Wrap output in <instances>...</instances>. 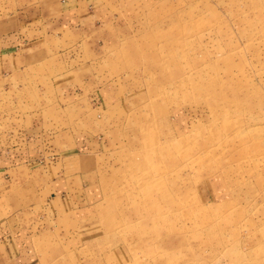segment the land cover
I'll list each match as a JSON object with an SVG mask.
<instances>
[{"label":"rangeland","instance_id":"rangeland-1","mask_svg":"<svg viewBox=\"0 0 264 264\" xmlns=\"http://www.w3.org/2000/svg\"><path fill=\"white\" fill-rule=\"evenodd\" d=\"M0 31L38 264H264V0H0Z\"/></svg>","mask_w":264,"mask_h":264},{"label":"crops","instance_id":"crops-1","mask_svg":"<svg viewBox=\"0 0 264 264\" xmlns=\"http://www.w3.org/2000/svg\"><path fill=\"white\" fill-rule=\"evenodd\" d=\"M10 37V35L5 36L4 33L0 31V51H2L0 53V56H3V59L5 58V56H8L6 55L5 50H9L10 48H7L6 46L5 48H2L4 46L2 43L6 42L7 39L10 40ZM21 42L26 44L28 43L26 38H23ZM3 65L5 66V61ZM17 69L20 70V68ZM9 70V68L3 67L2 71L0 70V78L2 79V77H6L17 72L14 71L15 69H13L12 71ZM8 170H12L13 174L9 175V180H5L4 178V180L0 182L1 187L2 184L6 185L7 182L10 184V186H6V193L0 194V204H2V208L0 207V264H38L40 257L39 255H37L38 252L36 251L37 248H35L36 245L32 241V236L35 234H33V229L38 227L39 224L37 223H39V221L41 219H44L45 217H41V215H39V209H34L30 213L26 214L22 211H17L15 208H13V210L10 209L11 204H14V201H12L11 196H8L10 192L14 190L13 188L19 187L20 190L21 187L26 185H23V183H25L28 178H33V181H36L37 178H35L34 175L30 173V171L32 170L29 171L28 168H26V165L23 164L13 165L6 169L0 168V172ZM60 176V174L57 176H49L47 172L43 174V178L45 180L44 183H46L45 185H47V187L51 188L52 190L50 198H47L50 199L48 202L52 203V207L50 209L51 211L60 210L59 214L66 213L63 211L66 210L68 212L69 209L70 212H73V208L71 209L66 206L71 202L70 200H67L70 197H68L67 195L64 196V193L62 192V189L64 187L69 188V185L66 183V181H68L70 178L65 174L61 177ZM47 178L50 179V182ZM72 181H74V177L71 180V183ZM11 185H14V187L11 188ZM71 185L72 184H70V187ZM18 197L20 199L23 198L20 195ZM48 217L51 218L56 216L54 213L52 215H49ZM45 234H47V236H54L55 232L47 231V233Z\"/></svg>","mask_w":264,"mask_h":264}]
</instances>
